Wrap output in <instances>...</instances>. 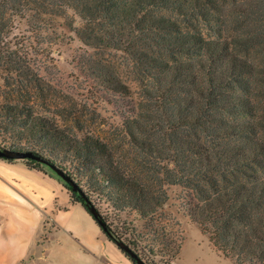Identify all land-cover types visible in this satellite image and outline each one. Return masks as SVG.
Listing matches in <instances>:
<instances>
[{"label":"trees","instance_id":"trees-1","mask_svg":"<svg viewBox=\"0 0 264 264\" xmlns=\"http://www.w3.org/2000/svg\"><path fill=\"white\" fill-rule=\"evenodd\" d=\"M229 1L232 15L220 0H0V148L32 151L42 160L23 159L30 167L70 176L83 193L71 201L103 220L134 264H172L181 252L185 237L164 211L173 185L218 251L264 264V0ZM70 12L86 45L127 53L139 74L141 100L122 138L76 130L38 107L46 33L59 19L71 29ZM19 19L36 35H17ZM97 69L130 91L120 74Z\"/></svg>","mask_w":264,"mask_h":264},{"label":"rangeland","instance_id":"rangeland-1","mask_svg":"<svg viewBox=\"0 0 264 264\" xmlns=\"http://www.w3.org/2000/svg\"><path fill=\"white\" fill-rule=\"evenodd\" d=\"M220 3L225 12L232 15V2L220 0ZM70 14L74 22L71 29L61 26L64 20L59 19V23L46 33L50 40L43 46H47L50 52L46 61L41 63V73L48 83V90L46 97L41 100L42 105L38 107L46 115L76 130L83 124L85 130L99 132L114 139L122 138L120 127L129 115L134 114L141 100L139 93L142 84L138 79L139 74L129 65L127 53L86 45L76 31L81 27L82 20L72 12ZM30 30L28 21L19 19L14 32L22 37L35 36ZM98 66L120 74L130 91L121 93L103 82L95 73ZM63 181L71 188L67 181ZM68 190L73 191L72 188ZM169 192L170 199L164 211L167 217L173 220V228L185 237L181 252L172 264H238L235 259L225 257L218 251L208 235L190 219L184 208L182 187L173 185ZM136 223L140 228L144 224L143 220L138 218ZM71 225L78 227L79 233ZM79 235H85L87 242ZM75 242L80 244L81 251ZM21 264L134 263L107 238L100 227L92 228L82 215L74 210L63 212L60 218H55V222L47 219L37 245Z\"/></svg>","mask_w":264,"mask_h":264},{"label":"crops","instance_id":"crops-1","mask_svg":"<svg viewBox=\"0 0 264 264\" xmlns=\"http://www.w3.org/2000/svg\"><path fill=\"white\" fill-rule=\"evenodd\" d=\"M74 210L92 228L100 227L82 203L71 201L65 182L51 167L37 169L23 159L0 158V264H21L37 245L47 219L55 222ZM79 236L87 242L85 235Z\"/></svg>","mask_w":264,"mask_h":264},{"label":"water","instance_id":"water-1","mask_svg":"<svg viewBox=\"0 0 264 264\" xmlns=\"http://www.w3.org/2000/svg\"><path fill=\"white\" fill-rule=\"evenodd\" d=\"M0 157L1 158H9V159H28V158H34L37 160H42V158L33 153L32 151H24V150H15V149H2L0 148ZM54 171L57 172L59 176H61L65 181L69 183L73 191L79 192L82 196L83 193L80 190L79 186L71 179L70 176H68L64 171L59 170L58 168L54 166H50ZM90 211L94 214V216L98 217L99 214L97 212V209L94 206L90 207ZM99 224L105 228V223L103 220L99 219ZM123 249L127 251V253L132 256L133 258L137 259L140 263L141 261L137 258V255L129 248L127 245H121Z\"/></svg>","mask_w":264,"mask_h":264}]
</instances>
